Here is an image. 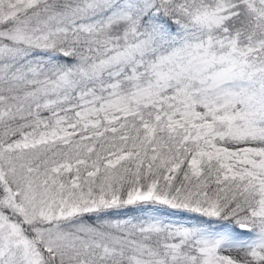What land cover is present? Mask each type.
<instances>
[{"label": "snow or ice", "instance_id": "obj_1", "mask_svg": "<svg viewBox=\"0 0 264 264\" xmlns=\"http://www.w3.org/2000/svg\"><path fill=\"white\" fill-rule=\"evenodd\" d=\"M0 264H264V0H0Z\"/></svg>", "mask_w": 264, "mask_h": 264}]
</instances>
